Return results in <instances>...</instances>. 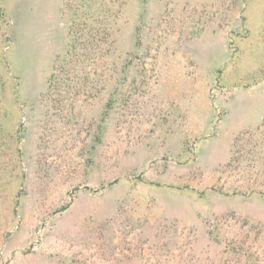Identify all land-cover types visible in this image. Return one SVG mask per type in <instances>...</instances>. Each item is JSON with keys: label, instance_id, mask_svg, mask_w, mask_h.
I'll return each instance as SVG.
<instances>
[{"label": "rangeland", "instance_id": "rangeland-1", "mask_svg": "<svg viewBox=\"0 0 264 264\" xmlns=\"http://www.w3.org/2000/svg\"><path fill=\"white\" fill-rule=\"evenodd\" d=\"M0 264H264V0H0Z\"/></svg>", "mask_w": 264, "mask_h": 264}, {"label": "trees", "instance_id": "trees-1", "mask_svg": "<svg viewBox=\"0 0 264 264\" xmlns=\"http://www.w3.org/2000/svg\"><path fill=\"white\" fill-rule=\"evenodd\" d=\"M136 34H139V33H137L136 32ZM135 34V36H134V40H135V42L136 41H138V38H140L141 37V35L139 34V36H137ZM134 47H135V44H134ZM158 55H160V53L159 52H156V53H154V54H151V56L149 55V53H148V57L147 58H149L150 60H152V62L154 63V72L155 73H158L159 72V68H161L160 66H159V64H160V62H159V57H158ZM158 57V58H157ZM100 60L101 59V56L100 57H96L95 58V60ZM116 71H115V76H116V78H119V80L120 79H122V80H126L128 77H127V74H126V65L124 64V66L123 67H121V68H117V69H115ZM105 71V70H104ZM150 73V72H149ZM144 75H145V73H143V72H141L140 73V76L139 77H135V78H133V79H131L132 81H136V80H138V79H140V78H144ZM75 77H77L76 75H74ZM105 76V75H104ZM159 76H160V73H159ZM100 78L101 79H103V75H101L100 76ZM117 84H119L117 81H116V86H115V88H116V90H115V92H114V98L112 99V102H110V100L108 99V101H105L104 103H102V102H100L99 103V105H100V109H101V117H100V122L98 123V126H100L101 125V123H102V125L105 127V125L106 124H108L109 125V121H110V117L112 116V115H116V114H120V112L125 108V107H127V105H129V100H128V98H125L123 95H121V96H123L124 97V99H123V102L120 104V106L119 107H115V104H116V102H118V100L117 99H115V96L116 95H120V94H122V90L120 89L121 87H119V86H117ZM146 85V84H145ZM147 85H149V83L147 84ZM152 87H151V89H150V94H151V96H157V87H159V83H158V81H156L155 83H154V85H151ZM145 87H147V86H144V89L142 90V96L144 95V91L146 90L145 89ZM120 91H121V93H120ZM120 93V94H119ZM151 98V97H150ZM149 98V95H148V97H147V99H150ZM117 100V101H116ZM139 101L137 100V103H138ZM111 104V105H110ZM138 104H140V102L138 103ZM146 106H148V108L151 106V104H149V105H146ZM146 106H145V109H146ZM116 108V109H115ZM140 110H142V108L140 107ZM19 125H20V123H19ZM104 127H103V129H102V131L100 132V134H99V137H100V140L99 141H102L105 137H106V135L108 136V134H109V129H106V130H104ZM19 128H20V130L21 129H23V127L20 125L19 126ZM51 129L52 128H50V130H49V133L51 132ZM107 132H108V134H107ZM90 164H92V161H90Z\"/></svg>", "mask_w": 264, "mask_h": 264}]
</instances>
